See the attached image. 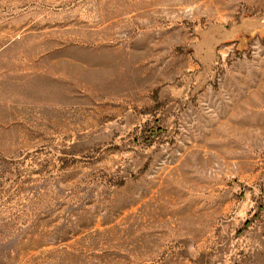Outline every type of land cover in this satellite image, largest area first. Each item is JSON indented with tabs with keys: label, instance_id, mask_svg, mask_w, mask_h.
I'll list each match as a JSON object with an SVG mask.
<instances>
[{
	"label": "rangeland",
	"instance_id": "rangeland-1",
	"mask_svg": "<svg viewBox=\"0 0 264 264\" xmlns=\"http://www.w3.org/2000/svg\"><path fill=\"white\" fill-rule=\"evenodd\" d=\"M0 264H264V0H0Z\"/></svg>",
	"mask_w": 264,
	"mask_h": 264
}]
</instances>
